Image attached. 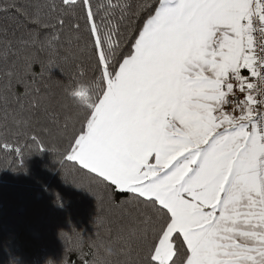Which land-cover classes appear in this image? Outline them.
Returning a JSON list of instances; mask_svg holds the SVG:
<instances>
[{
  "label": "snow or ice",
  "instance_id": "1",
  "mask_svg": "<svg viewBox=\"0 0 264 264\" xmlns=\"http://www.w3.org/2000/svg\"><path fill=\"white\" fill-rule=\"evenodd\" d=\"M44 151L61 264H264V0H0V170Z\"/></svg>",
  "mask_w": 264,
  "mask_h": 264
},
{
  "label": "trees",
  "instance_id": "2",
  "mask_svg": "<svg viewBox=\"0 0 264 264\" xmlns=\"http://www.w3.org/2000/svg\"><path fill=\"white\" fill-rule=\"evenodd\" d=\"M52 75L62 78L58 69ZM24 167L26 172L0 170V264H61L71 256L62 231L94 235L96 198L65 183L51 152L31 156Z\"/></svg>",
  "mask_w": 264,
  "mask_h": 264
},
{
  "label": "clouds",
  "instance_id": "3",
  "mask_svg": "<svg viewBox=\"0 0 264 264\" xmlns=\"http://www.w3.org/2000/svg\"><path fill=\"white\" fill-rule=\"evenodd\" d=\"M93 85L88 81H81L78 85L76 92L82 93V95L77 96V100L80 103H84L87 101L89 94L91 93Z\"/></svg>",
  "mask_w": 264,
  "mask_h": 264
}]
</instances>
